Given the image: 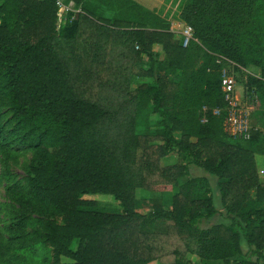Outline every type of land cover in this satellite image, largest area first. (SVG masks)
Masks as SVG:
<instances>
[{
  "label": "trees",
  "instance_id": "16d2710c",
  "mask_svg": "<svg viewBox=\"0 0 264 264\" xmlns=\"http://www.w3.org/2000/svg\"><path fill=\"white\" fill-rule=\"evenodd\" d=\"M62 1L80 11L59 27L54 0L0 1V179L9 200L0 264H264L256 171L264 127L233 139L212 113L224 106L223 56L236 70L259 67L247 89L264 122V0H185V46L165 18L132 0ZM133 76L148 80L132 87ZM25 153L20 179L8 164ZM192 164L215 177L225 222L199 226L218 209ZM174 188L169 206L136 207L138 189ZM96 194L120 209L85 197Z\"/></svg>",
  "mask_w": 264,
  "mask_h": 264
},
{
  "label": "rangeland",
  "instance_id": "374dc122",
  "mask_svg": "<svg viewBox=\"0 0 264 264\" xmlns=\"http://www.w3.org/2000/svg\"><path fill=\"white\" fill-rule=\"evenodd\" d=\"M1 1V0H0ZM185 0H136V3L142 5L144 8L148 10H153L162 17H164L168 22L169 26L171 28V23H177V26L174 28L172 26L171 31L174 33V37L178 39H182V28L184 22H182L179 18L180 9L183 5ZM69 5L74 6L73 3H70ZM181 24L182 26H179ZM176 30V31H175ZM144 61H146V58H144ZM144 65V64H143ZM145 66V65H144ZM235 78H236V91L239 97L243 96L242 103L247 104L250 107L249 110V117H250V124L253 127H258L259 129L264 127L263 119L261 118V106L259 105L258 101L253 100L254 93H251L250 90H247V80L250 75H260V69L257 66L254 65H248L245 68H241L239 70H235ZM146 78H136V76L132 77L131 86L135 87L137 84H139L142 81H147ZM30 154L25 153L24 156H19L17 159V162L14 163L12 161L9 162V170L17 176V178H22L24 176V172L22 169V163L25 161H28ZM260 164V159L258 157L256 158V171L257 166ZM4 166L0 162V171L3 170ZM190 173L193 176H204L206 179H208L210 185L213 188V200L214 205L218 209V214H216L214 217L208 218V219H201L199 221L200 227H207L211 224L217 223V222H225L226 219L224 218V211L221 210V205L219 202L218 193L214 187L215 183V177L209 175L206 173L202 168L197 167L195 165H190ZM258 176V175H257ZM259 180V177H258ZM4 183L5 181L0 179V219H4L6 217V211L8 208L9 200L6 197L4 193ZM177 191L176 188L172 189L169 192H161V191H147L143 189H138L136 192H138V198L136 200V207L141 212H146L149 209L150 204L156 200L163 203L165 206L170 205L171 195ZM86 198L95 199L97 202H99V206L101 208L105 209H111L112 207H116V209H120L117 205V201L114 200L111 196L108 195H86ZM137 197V193H136ZM194 261H197L194 256H190ZM62 260H68L66 258H62ZM149 264H160L158 261H152Z\"/></svg>",
  "mask_w": 264,
  "mask_h": 264
},
{
  "label": "built area",
  "instance_id": "2783aa9c",
  "mask_svg": "<svg viewBox=\"0 0 264 264\" xmlns=\"http://www.w3.org/2000/svg\"><path fill=\"white\" fill-rule=\"evenodd\" d=\"M54 2L57 5L56 16L58 27L67 13L71 12L75 14L80 11L79 8H74L64 3L62 0H54ZM191 35L192 28L184 24L182 28L183 46L187 45ZM216 61L221 63L220 88L224 106L221 108H214L212 113L215 115L222 114V130L227 136L233 139L247 140L250 138L252 130L256 129V127L250 124V107L242 103L243 96L239 97L236 91L237 82L235 78V67H237V65L223 56L218 57ZM250 92L253 93V91ZM253 100L258 101L256 95L253 96ZM257 175L264 194V154L262 155L260 164L257 166Z\"/></svg>",
  "mask_w": 264,
  "mask_h": 264
},
{
  "label": "crops",
  "instance_id": "0c3cea01",
  "mask_svg": "<svg viewBox=\"0 0 264 264\" xmlns=\"http://www.w3.org/2000/svg\"><path fill=\"white\" fill-rule=\"evenodd\" d=\"M132 1H134V2L136 3V0H132ZM160 16H161V15H160ZM163 18H164V17H163ZM170 25H171V28H172V26L175 28V27L177 26V23H171ZM182 25H184V24H182ZM182 25L179 24V26H182ZM171 28H170V30L173 29V28H172V29H171ZM173 30H174V29H173ZM175 31H176V30H175ZM256 76H257V75H256ZM256 128H258V127H256ZM257 157H258V159H260V161L262 160V155H256V158H257Z\"/></svg>",
  "mask_w": 264,
  "mask_h": 264
}]
</instances>
